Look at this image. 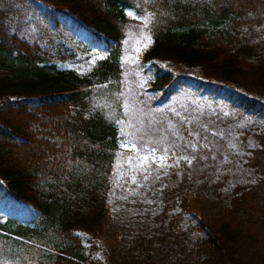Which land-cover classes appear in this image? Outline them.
Segmentation results:
<instances>
[{
	"label": "trees",
	"instance_id": "trees-1",
	"mask_svg": "<svg viewBox=\"0 0 264 264\" xmlns=\"http://www.w3.org/2000/svg\"><path fill=\"white\" fill-rule=\"evenodd\" d=\"M124 10L152 39L133 75L161 91L152 107L189 88L264 123V0H0V264L106 258L126 119ZM240 139L253 182L236 184L215 216L184 207L192 264H264V129Z\"/></svg>",
	"mask_w": 264,
	"mask_h": 264
},
{
	"label": "rangeland",
	"instance_id": "rangeland-1",
	"mask_svg": "<svg viewBox=\"0 0 264 264\" xmlns=\"http://www.w3.org/2000/svg\"><path fill=\"white\" fill-rule=\"evenodd\" d=\"M123 15L128 23L119 58L126 96L124 139L117 147L103 219L106 258L98 256L94 261L192 264L196 236L184 207L194 206L209 217L215 216L226 206L236 184L253 182L254 175L242 165L246 145L240 132L264 129V123L189 88L178 89L168 101L152 107L161 91L144 92L142 81L133 79L138 75L135 65L151 47L152 39L143 19L130 10H124ZM134 105L136 116L132 119L129 115H135V109L130 106ZM148 129L151 132L142 134ZM158 131L162 135L156 141L153 134ZM125 142L136 143L139 153L122 147ZM152 148L156 149L155 159L151 155L147 161L137 159V155H149ZM160 156H165L163 166ZM176 188L181 193H173ZM141 238L149 240L150 248L136 243Z\"/></svg>",
	"mask_w": 264,
	"mask_h": 264
},
{
	"label": "snow or ice",
	"instance_id": "snow-or-ice-1",
	"mask_svg": "<svg viewBox=\"0 0 264 264\" xmlns=\"http://www.w3.org/2000/svg\"><path fill=\"white\" fill-rule=\"evenodd\" d=\"M122 147H125L126 149H128L131 152H136L137 154L139 153V149L137 148V144L134 142H125L124 144H122ZM155 152H156V149L152 148L149 155H144L142 157L137 155V159H139L141 161H147L150 158V155L152 156L153 159H155ZM159 160L161 162V165L163 166L164 161H165V156H160ZM189 163H190V161H189Z\"/></svg>",
	"mask_w": 264,
	"mask_h": 264
}]
</instances>
